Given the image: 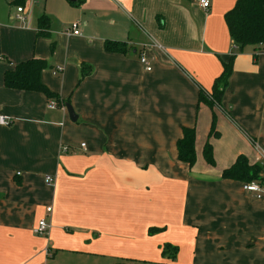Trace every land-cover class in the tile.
Here are the masks:
<instances>
[{
    "label": "crops",
    "instance_id": "crops-1",
    "mask_svg": "<svg viewBox=\"0 0 264 264\" xmlns=\"http://www.w3.org/2000/svg\"><path fill=\"white\" fill-rule=\"evenodd\" d=\"M236 1L204 9L197 0H25L22 13L0 9V115L11 119L0 125V264H47L54 249L91 264H264V198L222 177L245 155L264 180L259 45L236 55L215 108V165L203 156L213 111L198 98L234 52L225 14ZM37 12L51 18L50 36L38 34ZM108 40L127 51L108 52ZM33 57L48 61L41 79L60 101L5 86L6 71ZM185 127L196 129L193 168L178 157ZM44 218L51 228L40 236Z\"/></svg>",
    "mask_w": 264,
    "mask_h": 264
},
{
    "label": "trees",
    "instance_id": "trees-1",
    "mask_svg": "<svg viewBox=\"0 0 264 264\" xmlns=\"http://www.w3.org/2000/svg\"><path fill=\"white\" fill-rule=\"evenodd\" d=\"M72 4L83 3L84 0H69ZM25 0H12L11 4L22 6ZM225 20L235 43V49L228 62L223 63V71L216 79L211 91L201 90L199 94V103L208 105L213 111V119L209 140L203 147V156L209 165H215L213 155V146L210 142L211 137L219 136L216 130L217 114L215 108L222 104L224 93L228 87L229 79L233 70V63L236 55L244 50L246 46L259 44L264 45V0H237L234 7L225 14ZM51 18L47 14H42L38 18V34L40 36H50ZM108 52L124 53L127 51L126 45L108 40L105 44ZM52 53L55 51V45L52 44ZM49 67L46 59L30 58L16 65L15 69L8 70L5 73L4 84L8 88L37 91L43 93L48 99L60 101L57 93L51 91L41 79L43 70ZM85 73H82V78ZM68 102L65 101V104ZM178 157L179 160L185 162L190 168H193L197 162L196 152V129H183V137L178 141ZM262 167L258 164H250L245 155H240L234 164L226 168L222 172V177L239 180L253 181L260 178ZM160 229H151L150 233L154 234ZM171 256L177 253V247L167 244L164 247V253L170 252ZM114 264H126L125 262H117Z\"/></svg>",
    "mask_w": 264,
    "mask_h": 264
},
{
    "label": "built area",
    "instance_id": "built-area-1",
    "mask_svg": "<svg viewBox=\"0 0 264 264\" xmlns=\"http://www.w3.org/2000/svg\"><path fill=\"white\" fill-rule=\"evenodd\" d=\"M197 2L204 9H208L211 6L210 0H197ZM17 11H18V13H22L24 11V7L23 6L17 7ZM18 17L21 18L20 15H18ZM71 29H72V31H71L72 34H75V35L81 34L78 23H74L72 25ZM259 46L262 47V52L264 53V45L259 44ZM141 61H142V63H144L146 65L147 70H152V66L149 64L148 60L145 57H142ZM56 105H57V103L55 100L50 101L51 107H55ZM10 124H11L10 118H8L4 115H0V125L9 126ZM82 146H85V144H83ZM45 179H46V183L49 185L54 183V178L51 175H47ZM243 189L245 192L251 194L253 197H255L257 199H263L264 198V180L263 179L244 182L243 183ZM47 212L51 213L52 208L47 207ZM50 228H51L50 222H48V220L46 218H44L38 222L37 226L34 228V232L37 235L46 236L49 234Z\"/></svg>",
    "mask_w": 264,
    "mask_h": 264
},
{
    "label": "rangeland",
    "instance_id": "rangeland-1",
    "mask_svg": "<svg viewBox=\"0 0 264 264\" xmlns=\"http://www.w3.org/2000/svg\"><path fill=\"white\" fill-rule=\"evenodd\" d=\"M32 1V0H31ZM68 3L72 4L69 0H67ZM8 2V0H0V9H5L8 10L10 8H14V10L16 9L17 6H10L8 4H6ZM28 2V1H27ZM25 2L24 5H27ZM74 5V4H72ZM29 7V5L26 6V9ZM52 7L57 10L58 4L56 2H53ZM53 10V9H52ZM37 16H39L41 13H36ZM56 14V13H55ZM4 19L6 24H20V25H25L28 24V21H26L25 23H23V21L21 20H10L8 19V16H4ZM1 26V25H0ZM4 27V26H3ZM4 43L6 44H14L13 39L11 38V34L9 31H5L4 32ZM56 251V249H54L53 251L51 250L50 254L46 257V263L47 264H91V262L89 261V259L87 258V256H82L80 254H77L73 251H56L57 253L54 254Z\"/></svg>",
    "mask_w": 264,
    "mask_h": 264
},
{
    "label": "water",
    "instance_id": "water-1",
    "mask_svg": "<svg viewBox=\"0 0 264 264\" xmlns=\"http://www.w3.org/2000/svg\"><path fill=\"white\" fill-rule=\"evenodd\" d=\"M72 1H76V0H72ZM66 107H67V110H68V113H69V116H70V119L73 121V122H76L77 119H78V116L76 115L72 105L70 103H67L66 104Z\"/></svg>",
    "mask_w": 264,
    "mask_h": 264
}]
</instances>
